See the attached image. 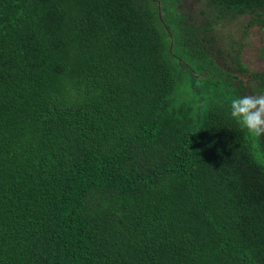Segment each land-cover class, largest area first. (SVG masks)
Returning <instances> with one entry per match:
<instances>
[{"label":"trees","instance_id":"trees-1","mask_svg":"<svg viewBox=\"0 0 264 264\" xmlns=\"http://www.w3.org/2000/svg\"><path fill=\"white\" fill-rule=\"evenodd\" d=\"M243 14L0 0V264H264V136L230 116L264 68L217 37Z\"/></svg>","mask_w":264,"mask_h":264},{"label":"rangeland","instance_id":"rangeland-1","mask_svg":"<svg viewBox=\"0 0 264 264\" xmlns=\"http://www.w3.org/2000/svg\"><path fill=\"white\" fill-rule=\"evenodd\" d=\"M250 19V14H243L235 19L222 22L218 25L217 37L225 54L239 47L244 63L252 70H259L264 68V60L261 57V48L264 45V24L250 25ZM226 60L232 64L231 57Z\"/></svg>","mask_w":264,"mask_h":264},{"label":"clouds","instance_id":"clouds-1","mask_svg":"<svg viewBox=\"0 0 264 264\" xmlns=\"http://www.w3.org/2000/svg\"><path fill=\"white\" fill-rule=\"evenodd\" d=\"M230 116L250 136H264V90L231 99Z\"/></svg>","mask_w":264,"mask_h":264}]
</instances>
